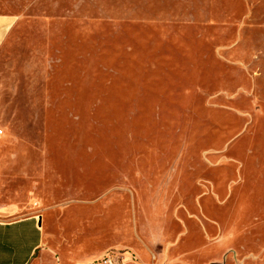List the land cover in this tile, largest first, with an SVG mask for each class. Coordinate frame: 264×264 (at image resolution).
I'll list each match as a JSON object with an SVG mask.
<instances>
[{
	"label": "rangeland",
	"instance_id": "rangeland-1",
	"mask_svg": "<svg viewBox=\"0 0 264 264\" xmlns=\"http://www.w3.org/2000/svg\"><path fill=\"white\" fill-rule=\"evenodd\" d=\"M0 12V215H43L28 264H264V0Z\"/></svg>",
	"mask_w": 264,
	"mask_h": 264
},
{
	"label": "crops",
	"instance_id": "crops-1",
	"mask_svg": "<svg viewBox=\"0 0 264 264\" xmlns=\"http://www.w3.org/2000/svg\"><path fill=\"white\" fill-rule=\"evenodd\" d=\"M16 16L0 12V47L6 39ZM30 214L21 218L0 215V264H28L46 238L43 215Z\"/></svg>",
	"mask_w": 264,
	"mask_h": 264
},
{
	"label": "built area",
	"instance_id": "built-area-1",
	"mask_svg": "<svg viewBox=\"0 0 264 264\" xmlns=\"http://www.w3.org/2000/svg\"><path fill=\"white\" fill-rule=\"evenodd\" d=\"M2 132V130L0 129V133ZM106 259V258H105ZM107 261V260H106ZM110 264H115V262L110 261Z\"/></svg>",
	"mask_w": 264,
	"mask_h": 264
},
{
	"label": "water",
	"instance_id": "water-1",
	"mask_svg": "<svg viewBox=\"0 0 264 264\" xmlns=\"http://www.w3.org/2000/svg\"><path fill=\"white\" fill-rule=\"evenodd\" d=\"M39 223L41 224V218H40V221H39Z\"/></svg>",
	"mask_w": 264,
	"mask_h": 264
}]
</instances>
